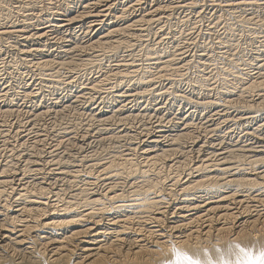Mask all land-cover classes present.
Returning <instances> with one entry per match:
<instances>
[{"label": "bare ground", "instance_id": "1", "mask_svg": "<svg viewBox=\"0 0 264 264\" xmlns=\"http://www.w3.org/2000/svg\"><path fill=\"white\" fill-rule=\"evenodd\" d=\"M176 251H264V0H0V264Z\"/></svg>", "mask_w": 264, "mask_h": 264}, {"label": "snow or ice", "instance_id": "2", "mask_svg": "<svg viewBox=\"0 0 264 264\" xmlns=\"http://www.w3.org/2000/svg\"><path fill=\"white\" fill-rule=\"evenodd\" d=\"M167 264H204V262L198 259H193L187 254H182L179 251H176V260L169 261ZM208 264H214V262L208 261ZM225 264H229V262H225ZM241 264H264V251L260 253L259 258L249 259L247 261L241 262Z\"/></svg>", "mask_w": 264, "mask_h": 264}]
</instances>
